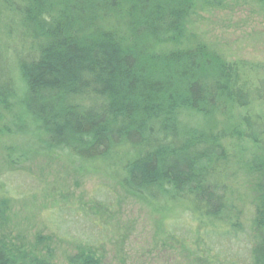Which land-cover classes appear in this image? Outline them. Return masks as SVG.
Instances as JSON below:
<instances>
[{"label":"trees","instance_id":"trees-1","mask_svg":"<svg viewBox=\"0 0 264 264\" xmlns=\"http://www.w3.org/2000/svg\"><path fill=\"white\" fill-rule=\"evenodd\" d=\"M196 1L0 0L5 160L94 169L159 214L168 240L193 241L200 261L264 264V65L176 45ZM237 160L260 175L243 206ZM5 186L0 172V217L14 199ZM84 220L63 237L85 249L69 264H97L88 252L107 241ZM0 264H20L3 240Z\"/></svg>","mask_w":264,"mask_h":264},{"label":"rangeland","instance_id":"rangeland-1","mask_svg":"<svg viewBox=\"0 0 264 264\" xmlns=\"http://www.w3.org/2000/svg\"><path fill=\"white\" fill-rule=\"evenodd\" d=\"M221 1L197 0L176 45H203L229 61L264 65V0ZM6 141L0 137V172L7 195L14 199L0 217V240L20 264L37 260L69 264L85 250L63 239L73 238L71 231L83 232L76 221L79 216L87 220L85 228L96 231L98 240H107L88 252L97 264H216L205 255L200 261L193 241L168 240L161 216L116 181L94 169L81 171L58 156L34 157L13 167L5 160ZM259 181L260 175L248 170L244 161L236 162L232 187L240 205L256 201ZM59 217L76 220L61 231L55 225ZM189 225L195 230L190 220L183 227Z\"/></svg>","mask_w":264,"mask_h":264}]
</instances>
